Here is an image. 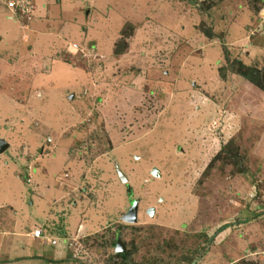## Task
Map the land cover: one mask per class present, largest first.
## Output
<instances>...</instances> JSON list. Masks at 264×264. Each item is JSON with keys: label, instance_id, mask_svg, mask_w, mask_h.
<instances>
[{"label": "rangeland", "instance_id": "rangeland-1", "mask_svg": "<svg viewBox=\"0 0 264 264\" xmlns=\"http://www.w3.org/2000/svg\"><path fill=\"white\" fill-rule=\"evenodd\" d=\"M189 1L0 4V264H264V0Z\"/></svg>", "mask_w": 264, "mask_h": 264}, {"label": "trees", "instance_id": "trees-1", "mask_svg": "<svg viewBox=\"0 0 264 264\" xmlns=\"http://www.w3.org/2000/svg\"><path fill=\"white\" fill-rule=\"evenodd\" d=\"M195 0H190L189 2L193 3ZM209 36V34H207ZM225 60L228 62L227 54L225 55ZM228 64H232L233 67V73L241 76L248 82L252 83L253 85L257 86L260 90L264 91V73L260 72L259 70L250 67L247 64L242 63L239 59H234L232 61H229ZM223 226H219L218 229L216 230H221ZM217 232V231H216ZM117 256L124 260L126 259L127 256V251L126 249L121 251V252H116ZM194 259H189L188 263H192Z\"/></svg>", "mask_w": 264, "mask_h": 264}, {"label": "crops", "instance_id": "crops-1", "mask_svg": "<svg viewBox=\"0 0 264 264\" xmlns=\"http://www.w3.org/2000/svg\"><path fill=\"white\" fill-rule=\"evenodd\" d=\"M36 7V9L38 10V11H40L39 9H41L40 7H38L37 8V6H35ZM37 11V12H38ZM42 11V10H41ZM40 11V12H41ZM3 14V13H2ZM1 14V15H2ZM0 15V16H1ZM9 15V14H8ZM5 18V17H4ZM7 20H9V21H11V22H13V20H12V18H10L9 16H7V18H6ZM15 23V22H14ZM17 25V24H16ZM49 26H50V18L49 19H45V20H43L42 22L41 21H37V23L35 24V28L37 29V33H38V36L40 37L39 38V40L41 41V45H42V47L44 48V46H45V44L47 45V48H48V44L50 43V40H46V38L45 39H43V37L42 36H44L45 35V37L46 36H49L50 35V28H49ZM33 31V30H32ZM9 33V32H8ZM18 33H20V31L18 30V32H17V35H18ZM247 34V35H246ZM246 34H242L238 39H236V41H238L239 43L240 42H248L249 40H250V36L248 35V33H246ZM0 36H2L3 38H0V40L2 39V41H5L4 43L6 44H4L3 45V42H0V48L1 47H9V45H7V43L8 44H10V42H12L11 40V38H9L10 37V34L8 35V34H6V32H5V30H4V28H0ZM259 36V35H258ZM252 38V37H251ZM43 39V40H42ZM253 39V38H252ZM247 40V41H246ZM252 43L254 44V46L256 45L257 47H259V48H257V49H263V47H264V44H260V43H255V42H253L252 41ZM255 46V47H256ZM2 49H4V48H2ZM9 51H10V47H9ZM5 53V52H4ZM3 53V54H4ZM0 54H2V53H0ZM50 221V220H49ZM23 236H25V237H28V236H30L29 235V233H24V234H22ZM22 235H20V236H22ZM32 238V237H31ZM42 251V250H41ZM40 253V252H39ZM47 253H50V252H48L47 251ZM47 253H45V254H47ZM32 254V253H31ZM35 255H36V253H35Z\"/></svg>", "mask_w": 264, "mask_h": 264}, {"label": "built area", "instance_id": "built-area-1", "mask_svg": "<svg viewBox=\"0 0 264 264\" xmlns=\"http://www.w3.org/2000/svg\"><path fill=\"white\" fill-rule=\"evenodd\" d=\"M0 4H3L9 11V17L11 18L12 15L15 14H25L26 12L29 11V7H30V0H0ZM263 8H260L259 10V16L261 14V10ZM29 235L32 238H38V239H46V241L50 244V245H55L56 244V238L52 239L50 238H46L44 236V234L42 233V231L39 228H35L33 229Z\"/></svg>", "mask_w": 264, "mask_h": 264}, {"label": "water", "instance_id": "water-1", "mask_svg": "<svg viewBox=\"0 0 264 264\" xmlns=\"http://www.w3.org/2000/svg\"><path fill=\"white\" fill-rule=\"evenodd\" d=\"M8 147V143L0 137V153H2L4 150H6ZM151 175L158 177L159 173L157 172L156 168H152L150 171ZM119 178L122 182H126V179L119 174ZM146 214L149 216L153 215L154 212V208L152 206L147 207V209L145 210ZM134 205L127 211V213L123 216V220L124 222H132L134 219ZM125 248L123 246V244L120 242L119 237H116L115 240V245H114V252H121L123 251Z\"/></svg>", "mask_w": 264, "mask_h": 264}, {"label": "clouds", "instance_id": "clouds-1", "mask_svg": "<svg viewBox=\"0 0 264 264\" xmlns=\"http://www.w3.org/2000/svg\"><path fill=\"white\" fill-rule=\"evenodd\" d=\"M261 8H263V7H261ZM31 237V236H30Z\"/></svg>", "mask_w": 264, "mask_h": 264}]
</instances>
